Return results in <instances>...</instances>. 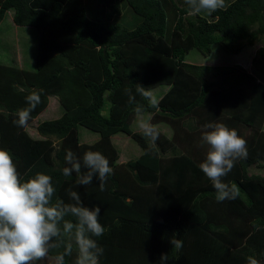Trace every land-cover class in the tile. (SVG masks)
Wrapping results in <instances>:
<instances>
[{"label": "trees", "instance_id": "obj_1", "mask_svg": "<svg viewBox=\"0 0 264 264\" xmlns=\"http://www.w3.org/2000/svg\"><path fill=\"white\" fill-rule=\"evenodd\" d=\"M9 10L38 52L23 69L0 62V147L21 172H51L66 202L77 191L85 206L101 207L107 228L98 238L101 264H161L162 255L166 264H247L249 256L264 264V173L250 172L264 169V76L225 69L231 85L217 86L201 78L203 67L187 62L194 50L208 56L216 47L264 40V0H233L209 17L188 16L184 0H0V25ZM257 58L264 66V46ZM160 87L168 91L154 108L142 92L155 97ZM33 93L40 97L35 107L27 100ZM51 97L59 100V115L41 119ZM138 104L156 127L170 125L172 136L158 130L152 146L134 130ZM30 107L27 125L19 127L18 111ZM189 119L197 130L186 127ZM35 120L41 138L28 131ZM209 122L247 141V157L222 178L235 185V199L217 202L198 167L207 151L201 130ZM80 127L100 138L82 142ZM119 134L141 148L127 162L113 143ZM170 148L175 153L167 161L161 153ZM69 149L108 158L113 172L103 189L96 180L80 186L75 173L61 174ZM56 251L38 264H54Z\"/></svg>", "mask_w": 264, "mask_h": 264}, {"label": "clouds", "instance_id": "obj_2", "mask_svg": "<svg viewBox=\"0 0 264 264\" xmlns=\"http://www.w3.org/2000/svg\"><path fill=\"white\" fill-rule=\"evenodd\" d=\"M184 5L188 16L202 12L210 15L224 6V0H184ZM139 88L144 89L140 85ZM142 95L149 98L152 107H157L155 97L147 92ZM129 98L134 100L131 92ZM39 99L38 93L27 97L31 107ZM31 107L19 110L14 123L25 127ZM133 111L136 126L155 146L160 133L151 118H145L144 106L138 104ZM200 145L207 146V151L198 167L211 181L217 202L235 199V185L222 178L231 172L236 160L247 157L246 139L224 123L209 122L202 126ZM64 161L66 166L60 170L61 174L71 178L75 173L80 186L96 180L103 189L113 172L108 158L100 151L89 150L78 157L69 149ZM69 197L66 202L59 196L58 181L51 172L32 169L21 172L12 153L0 147V264H38L53 249L57 250L54 264H67V258L74 252L73 264H101L105 249L98 238L107 231L100 221L101 207L85 206L77 191H70ZM160 261L166 264V256L162 255ZM247 264L261 261L249 256Z\"/></svg>", "mask_w": 264, "mask_h": 264}, {"label": "rangeland", "instance_id": "obj_3", "mask_svg": "<svg viewBox=\"0 0 264 264\" xmlns=\"http://www.w3.org/2000/svg\"><path fill=\"white\" fill-rule=\"evenodd\" d=\"M229 2L230 0H224L223 8L226 7L227 3ZM199 15H203L205 17L210 16L207 12H202ZM11 21L12 19L6 17L0 25V62L19 68H26L28 67V63L33 62V59L31 58L33 56V50H35V54L37 55V46H35L36 43L31 44V37L27 32H25L26 30L24 31L20 28L16 29L12 25ZM16 32L20 33V35H17ZM22 33H27V38L26 34L23 36ZM262 46H264V40L257 41L254 45H249L246 41H243L232 45L231 50H226L222 47H216L208 56H203L200 52L194 50L191 51L190 55H188L187 62L203 67L204 69L200 71L201 78H203V80L208 83L215 82L217 83V86L223 85L224 87H227L231 85V83H228V80L232 77V75L229 73L225 74V69H231L234 71L233 75L238 73L250 74L261 81L262 79L260 77H262V75L264 76V66L260 63V61L255 63L254 59L256 58L258 60V50ZM167 89V87H160L156 89V91H153L152 95L159 100L162 98L165 92L168 91ZM59 106V100L55 97H51L48 107L43 112L41 119L57 117L59 115ZM144 116L145 118L152 117V115ZM135 120L133 121L132 128L136 131H141L136 126ZM184 123L190 131H195L198 129L197 124L192 119L186 120ZM33 125L34 126L32 128H29V133L35 138H41L38 133H35L37 120L33 122ZM157 128L163 132V134L169 137L172 136V127L170 125L160 123L157 125ZM80 135V138L84 143H94L100 138L98 134L92 133L84 127H80ZM55 141L56 144L59 143V140ZM113 143L118 149L121 150L120 162H127L130 156H132V158L136 157L141 152L139 145L132 138L124 134H119L118 136L114 137ZM173 153H175L174 150L170 148L167 152L161 153V155L162 157H167V161H169L170 158L174 156ZM250 172L263 174L264 169L259 170L256 167H253Z\"/></svg>", "mask_w": 264, "mask_h": 264}, {"label": "crops", "instance_id": "obj_4", "mask_svg": "<svg viewBox=\"0 0 264 264\" xmlns=\"http://www.w3.org/2000/svg\"><path fill=\"white\" fill-rule=\"evenodd\" d=\"M231 1H233V0H230V2H231ZM230 2H229V3H230ZM229 3H227V5H228ZM6 17L12 19L11 22L13 23V26H14L16 29H19V28H20L19 26H17V25L14 23V18H13V12H12V11L9 10V11L6 13L5 18H6ZM5 18H4V20H5ZM13 26H12V27H13ZM17 32H18V31H17ZM17 32H16V33H17ZM22 34H23V36H25V34H26V38H27V33H22ZM17 35H20V33H17ZM19 43H20V38H19ZM2 63H3V62H2ZM6 65H7V64H6ZM9 66H13V65H9ZM21 69H23V68H21ZM167 90H168V89H167ZM166 92H167V91H166ZM166 92H165V93H166ZM160 100H161V99H159L158 102H159ZM150 116H151V115H150ZM152 116H153V115H152ZM162 133H163V132H162Z\"/></svg>", "mask_w": 264, "mask_h": 264}]
</instances>
